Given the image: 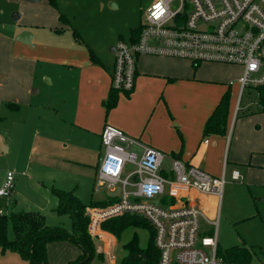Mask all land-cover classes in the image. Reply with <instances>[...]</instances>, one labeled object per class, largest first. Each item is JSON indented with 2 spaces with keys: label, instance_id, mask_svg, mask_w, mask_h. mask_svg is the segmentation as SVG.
I'll list each match as a JSON object with an SVG mask.
<instances>
[{
  "label": "crops",
  "instance_id": "obj_1",
  "mask_svg": "<svg viewBox=\"0 0 264 264\" xmlns=\"http://www.w3.org/2000/svg\"><path fill=\"white\" fill-rule=\"evenodd\" d=\"M57 14L58 21L50 24L38 23L39 18L23 22V16L19 15L16 21L22 23L13 33L0 29V150L3 151L0 157L10 155L5 161H10L16 170L10 204L6 211L0 210L5 214L17 211L18 176L28 177L31 186L45 189L55 197L56 190L74 191L77 196L78 176L70 168L73 165H88L95 170L90 178L88 201L77 196L83 203L119 199L121 192H112L98 184L103 155L101 134L107 125L159 150L171 161L180 159L213 177H223L225 182L231 164V178L237 170L248 186L263 190L264 115L246 106L243 114L236 116L241 88L239 79L235 82L225 75L228 65L201 63L195 69L188 60L138 56L133 90L118 92L116 105L107 111L114 67L111 49L124 39L121 35L116 39L110 36L105 42L107 53L93 49L74 25L61 23ZM73 29L80 39L75 37ZM25 30L34 36L31 45L15 40ZM128 39L129 36L125 41ZM227 92H230V107L226 133L205 136L206 122ZM66 126L74 135H70L71 140L69 133H63ZM72 143L80 148L90 144L89 150L95 153L92 161H88L91 163L67 157L68 145ZM32 159L38 170L32 169ZM24 165H27L25 169ZM239 165L243 171L236 167ZM162 169V173H170L163 166ZM7 172H0V188ZM188 196L201 207L206 200H213L209 205L215 216L210 219H217L221 199L196 191H190ZM23 211L26 210L20 212ZM37 211L51 225L58 226L54 223L59 220L57 213ZM91 242L94 253L88 264L95 259L106 264L105 259H100L103 245L96 240ZM80 254L81 249L71 241L47 245L48 264H69Z\"/></svg>",
  "mask_w": 264,
  "mask_h": 264
},
{
  "label": "built area",
  "instance_id": "obj_2",
  "mask_svg": "<svg viewBox=\"0 0 264 264\" xmlns=\"http://www.w3.org/2000/svg\"><path fill=\"white\" fill-rule=\"evenodd\" d=\"M142 25L136 41L119 40L114 47L113 90H133L141 55L241 67V95L264 86V0H156ZM101 145L98 184L112 192L120 185L121 190L118 202L110 207L87 208L88 232L95 237L92 240L106 243V264L116 263L115 238L100 231L101 222L124 213L140 215L152 226L158 264H251L231 260L220 251L217 219L208 218L188 196L196 191L221 199L223 177L177 158L170 173L164 174L162 152L110 125L101 134ZM132 147L141 148V154ZM240 177L235 170L232 179ZM14 189L15 174L7 172L0 197L9 198Z\"/></svg>",
  "mask_w": 264,
  "mask_h": 264
},
{
  "label": "rangeland",
  "instance_id": "obj_3",
  "mask_svg": "<svg viewBox=\"0 0 264 264\" xmlns=\"http://www.w3.org/2000/svg\"><path fill=\"white\" fill-rule=\"evenodd\" d=\"M156 0H58V7L61 13L65 14L70 19V25L75 26L77 30L85 36V42L89 44L93 49H102L106 53L109 51L108 46L105 42L110 36L114 39L117 36L127 40L130 29L143 24L146 19V10L150 4ZM18 13L22 15L23 22L37 21L38 23H54L58 21V11L54 9L48 2V0H43L38 3H31L27 0H0V29L13 33L22 23L19 20H14V14ZM20 22V23H19ZM222 66V65H217ZM225 67L227 65H224ZM227 74L229 78L236 80L242 75V68L237 66H227ZM52 75L53 74H49ZM48 76V75H46ZM236 87V86H235ZM249 90L244 92V95L239 97L238 108L236 110V116L238 113L242 115L246 106L255 108L253 105V100L250 97ZM235 116V119H236ZM234 127V123H233ZM232 127V129H233ZM63 133H69V140H71L70 135L74 137L71 133V128L66 126ZM67 157L71 159L80 158L85 161L84 163H91L88 161L92 157L94 158L95 153H91L90 144L87 147H78L75 143L68 145ZM132 151L141 154L142 149L139 147H132ZM10 156L3 154L0 157V172L7 171L15 172L14 166L8 161L6 163V158ZM30 163V162H28ZM33 164L32 169L38 170L39 167L32 159ZM172 165L171 159L166 155L163 161V168L169 171ZM227 168L226 182L222 190V198L218 206V247L220 251L225 252L229 248L234 246H245L252 252L251 264H262L264 261V188L256 189L254 186L250 187L242 179L232 180L231 172L233 167ZM27 165H24L23 169ZM239 170L243 171L241 165L236 166ZM72 172H75L78 176L79 191L77 196L82 200L87 202L91 192L90 178L95 175V170L88 165L75 166L72 167ZM126 177V173L123 174L122 178ZM86 181V183H85ZM16 188L20 194L18 198L16 212L21 210H40L45 211V213H50L51 211L56 213L55 209L57 206L55 197L49 194L45 189L40 190L30 185L28 177L18 176L16 180ZM133 190V188H129ZM116 192H121L120 185L115 187ZM10 198L0 197V208L6 211V207L10 204ZM209 201L206 200L204 205L198 207L204 210L208 218H213L215 214L209 205ZM52 206H49V203ZM155 202V201H154ZM56 206H55V205ZM107 207H99V210ZM88 208H92L89 206ZM87 210V209H86ZM54 213V214H55ZM88 213V211H87ZM89 214V213H88ZM58 222H53L58 226L70 229L71 219L69 216H58ZM90 216V215H89ZM51 223V222H50ZM48 222V224H50ZM52 224V223H51ZM50 224V225H51ZM100 231L109 233L105 231L100 226ZM134 233H137L140 239L141 246H145L149 240V231L144 229H129L127 230L121 240H119L115 235L111 234L114 238L112 247V253L115 255V264H122L127 253L124 250L123 245L127 243ZM14 234L12 229H9V238H13ZM94 236H92L93 238ZM91 238V237H90ZM91 238V239H92ZM95 238V237H94ZM95 241V240H94ZM102 242L101 244H103ZM104 246L101 251V258L105 259ZM0 264H32L30 261H23L21 256L16 252H5L3 253L0 249ZM92 264H103L98 259H95Z\"/></svg>",
  "mask_w": 264,
  "mask_h": 264
},
{
  "label": "trees",
  "instance_id": "obj_4",
  "mask_svg": "<svg viewBox=\"0 0 264 264\" xmlns=\"http://www.w3.org/2000/svg\"><path fill=\"white\" fill-rule=\"evenodd\" d=\"M49 4L58 11L59 21L70 25V19L60 12L58 0H48ZM143 25L140 24L130 29L129 41L138 39ZM77 39L81 36L73 29ZM92 55L94 53H91ZM194 68L197 65L194 64ZM250 97L253 100L254 112L264 115V86L249 88ZM118 92L111 89L106 102L107 111L113 108L117 102ZM244 95V93H243ZM230 92L223 95L213 114L209 117L204 128V135H224L227 131L229 116ZM252 108V107H251ZM58 205L55 211L58 215L69 216L70 229L48 224L46 217L39 211L11 212L0 214V249L5 252H16L23 259L32 264H48L47 245L55 241H71L81 249L79 257L69 264H88L93 258V245L88 226L90 216L87 213L89 206L107 207L118 202L116 197L104 200H92L89 204L83 203L74 191L56 190ZM101 227L121 240L123 234L129 229L148 230L149 240L145 246H141L137 233L123 245L127 255L122 264H158L159 251L155 247V232L149 222L140 215L124 213L105 219ZM13 231V238H9V229ZM226 255L235 261L250 263L252 252L245 246H234L226 250Z\"/></svg>",
  "mask_w": 264,
  "mask_h": 264
},
{
  "label": "water",
  "instance_id": "obj_5",
  "mask_svg": "<svg viewBox=\"0 0 264 264\" xmlns=\"http://www.w3.org/2000/svg\"><path fill=\"white\" fill-rule=\"evenodd\" d=\"M27 1H29L31 3H38L41 0H27ZM13 16H14V20H17L19 18V14L18 13L14 14ZM33 37L34 36H33V34L30 31L25 30V31L21 32L19 35H17L15 40L19 41V42H21L23 44H26V45H31ZM114 51H115V48H112L111 52L114 53ZM2 152L3 151L0 150V153H2Z\"/></svg>",
  "mask_w": 264,
  "mask_h": 264
}]
</instances>
